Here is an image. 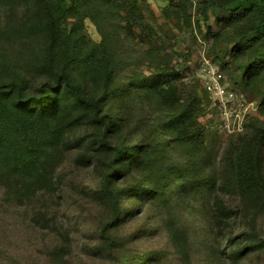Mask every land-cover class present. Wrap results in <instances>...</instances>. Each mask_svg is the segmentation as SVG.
<instances>
[{
  "label": "trees",
  "instance_id": "trees-1",
  "mask_svg": "<svg viewBox=\"0 0 264 264\" xmlns=\"http://www.w3.org/2000/svg\"><path fill=\"white\" fill-rule=\"evenodd\" d=\"M195 1V23L206 29L213 60L230 57L235 67L222 65L239 89L258 92L264 111V0H168L163 15L184 17L190 25L189 7ZM1 6L10 12L24 7V15H29L2 34L37 39L43 54L35 82L21 68L0 76V185L7 194L27 197L50 189L61 151L79 146L96 162L98 192L114 203L118 219L124 212L130 214L120 202L126 198L162 199L168 205L174 199L195 203L193 198H199L204 206L207 179L195 155L206 147L209 129L200 119L195 97L179 94V70L163 66L118 83L112 32L121 27L135 38L138 29L143 41L151 40L154 28L147 16L153 10L145 0H0ZM88 18L104 37L98 46L89 43ZM112 20L119 22L110 32L107 23ZM138 97L156 98L161 114L137 125L129 103ZM83 118L97 132L91 140L81 136L72 141L73 131L88 124ZM250 127L254 139L245 141L236 158V176L240 184L252 181L264 194V128L259 118H253ZM178 149L186 155L184 162L174 152ZM169 232L179 239L178 227L171 226ZM250 249L234 250L231 257L238 260ZM145 256L137 251L118 257L116 264H149L151 258Z\"/></svg>",
  "mask_w": 264,
  "mask_h": 264
},
{
  "label": "rangeland",
  "instance_id": "rangeland-1",
  "mask_svg": "<svg viewBox=\"0 0 264 264\" xmlns=\"http://www.w3.org/2000/svg\"><path fill=\"white\" fill-rule=\"evenodd\" d=\"M145 2L153 10L147 16L154 28L151 40L143 41L138 29L135 38L125 35L121 27L113 33L112 27L119 20L107 23L112 32L118 83H128L163 66L179 70V94L195 97L202 113L200 119L209 129L206 147L195 155V162L207 179L204 206L200 207L199 198H193L195 203L174 199L170 205L162 199L126 198L120 202L130 214L124 212L118 219L114 203L98 192L99 170L91 153L86 147H68L55 161L50 189L18 197L7 194L0 185V264H116L118 257L137 251L151 258L149 264H264V194L252 181L240 184L235 171L243 144L254 139L251 120L259 118L264 128L258 92L241 90L234 84L231 73L222 65L223 61L235 67L230 57L213 60L206 29L201 30L195 23L196 1L189 7L193 19L190 25L184 17L163 15L162 8L168 0ZM23 11L24 7H17L14 12L0 7V76L21 68L35 82L41 71L38 65L42 62V43L2 34L4 28L28 20L29 15ZM212 25L217 28L213 21ZM85 31L89 43H102V33L89 18ZM205 57L222 68L228 88L242 93L245 118L241 129H237L235 117H227L228 113L225 116L202 87ZM84 87L90 88L87 84ZM129 104L134 108L137 125L154 120L162 110L154 97L142 101L134 98ZM224 118L229 119L230 129L234 130L224 126ZM82 120L86 122L87 118ZM96 132V126L89 121L70 137L72 141L81 136L91 140ZM174 152L184 162L185 153L179 149ZM261 158L264 176V149ZM173 225L179 228L178 240L169 232ZM246 246L252 249L240 259H232L234 250Z\"/></svg>",
  "mask_w": 264,
  "mask_h": 264
},
{
  "label": "built area",
  "instance_id": "built-area-1",
  "mask_svg": "<svg viewBox=\"0 0 264 264\" xmlns=\"http://www.w3.org/2000/svg\"><path fill=\"white\" fill-rule=\"evenodd\" d=\"M201 69V84L208 93L209 98L214 105L220 108L225 116L228 113L229 116L227 117H235L234 121L237 123V129H241L245 118L242 93L226 86L222 68L214 64L209 58H204ZM228 121L229 119L227 118L223 119L224 126L229 130H234L230 129L231 124Z\"/></svg>",
  "mask_w": 264,
  "mask_h": 264
}]
</instances>
